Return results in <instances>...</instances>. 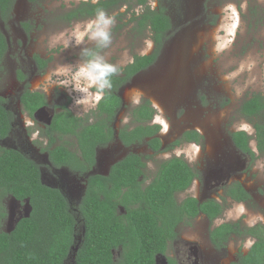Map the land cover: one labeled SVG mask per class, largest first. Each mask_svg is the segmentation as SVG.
<instances>
[{
	"label": "rangeland",
	"instance_id": "obj_1",
	"mask_svg": "<svg viewBox=\"0 0 264 264\" xmlns=\"http://www.w3.org/2000/svg\"><path fill=\"white\" fill-rule=\"evenodd\" d=\"M97 1L43 0L31 4L27 0H17L13 19L6 24L0 22L9 48L1 65L0 97L11 111H18L15 104L20 86L16 75L18 71L29 70V60L33 56L52 61L44 74L34 76L30 87L55 100L71 96L72 112L83 117L96 102L93 89L87 96V103H74L83 94L72 92L71 86L68 90L55 89L61 86L59 81L66 78L52 76L51 82L46 79L54 69L59 65L75 69L93 55H100L120 71L132 63L134 56L153 53L150 33L136 34L132 31L133 24L128 23L131 12L141 11L136 0H126L118 11L105 13L114 21L108 47H101L87 37L77 46L71 36L73 29L77 25L83 29L96 18L67 24L59 17L81 2ZM148 5L151 9L160 5L166 8L172 30L155 64L122 90L123 107L114 127L117 131L125 125L135 126L130 123L131 111L147 100L155 110L152 125L159 126V137L165 147L185 131L196 130L203 137L199 145H182L148 160L145 183L154 178L160 161L173 156L184 158L198 172L197 180L177 196L178 201L186 197L200 201L219 200L223 186L239 182L250 194V201L237 204L228 200L222 217L212 224L200 216L191 225H180L165 255L177 264H230L239 252L247 253L252 240L234 238L224 251L217 252L208 244L209 229L237 221L247 227L264 226V157L249 161L235 150L230 140L233 132L243 131L253 136L252 123L239 115L238 110L252 95L264 96V0H149ZM24 23L32 26L28 34L22 30ZM60 33H64V38L52 45L51 38ZM64 40L70 41L69 47H64ZM0 146L19 150L36 161L41 167L42 182L62 191L72 212L78 215L84 176L49 167L47 156L25 136V127L19 126V122ZM250 148L258 156L254 140L250 141ZM128 153L146 155L148 151L143 146L126 148L115 141L97 151L96 166L90 174L106 175L110 166ZM0 206L7 214L0 225L1 231L11 229L27 213L25 204L10 197L1 198ZM77 220V245L66 264H73L83 235L82 222L79 217ZM165 257H158L157 264H166Z\"/></svg>",
	"mask_w": 264,
	"mask_h": 264
},
{
	"label": "trees",
	"instance_id": "obj_2",
	"mask_svg": "<svg viewBox=\"0 0 264 264\" xmlns=\"http://www.w3.org/2000/svg\"><path fill=\"white\" fill-rule=\"evenodd\" d=\"M40 1L43 0H27L31 4ZM125 1L81 2L59 19L67 24L94 19L98 12L118 11ZM16 2L0 0V22L6 24L11 21ZM148 2L136 0V6L141 7L138 14L125 12L127 15L130 13L128 23L133 24V32L150 33L153 53L134 56L131 64L111 77L112 88L105 90V96L94 112L93 124H80L78 118L70 116L78 125L74 127L73 124L71 130L78 140L80 155L77 157L62 146L56 147L48 151L53 167H67L79 175L89 174L95 164V150L116 140L125 147L147 140L146 146L150 151L155 154L162 151L161 142L156 137L160 128L150 125L155 110L149 101L145 100L131 111L130 123L135 126L125 125L116 131L113 125L123 107L119 90L155 64L172 30L166 8L160 5L151 9ZM21 27L26 31L31 29L28 23L21 24ZM7 52L8 42L0 27V71ZM34 58L42 70L52 61L41 60L38 56ZM17 77L19 81L24 80L20 72ZM19 100L29 114L46 103L43 95L27 90ZM4 102L0 97V143L10 134L14 121ZM238 112L252 123L254 134L250 136L243 131L231 133L233 145L253 161L264 157V96L252 95L242 102ZM59 122L55 121L58 125ZM76 127H79L78 132L74 130ZM182 138L199 141L201 137L196 132H187ZM251 140L256 143L258 156L249 148ZM178 144L180 142L175 145ZM145 168V160L140 155L129 153L114 163L106 175L89 174L77 209L78 215H75L64 194L42 182L38 164L17 150L0 146V199L10 197L27 207L26 216L19 218L12 230L0 229V264H66L77 245V217L82 222L83 235L73 264H156L159 256L165 257L180 225H191L200 215L212 224L223 215L225 204L213 199L199 203L196 198L186 197L178 201L177 196L186 192L197 178L182 157L163 161L148 185H144ZM224 190L225 196L233 201L249 200V195L239 184ZM6 217L5 209L0 206V225ZM208 237L217 251L225 250L234 238L251 239L252 245L247 253L239 252L230 264H264V226L260 224L247 227L240 221L222 223L212 228ZM165 260L166 264H176L173 259L165 257Z\"/></svg>",
	"mask_w": 264,
	"mask_h": 264
},
{
	"label": "flooded vegetation",
	"instance_id": "obj_3",
	"mask_svg": "<svg viewBox=\"0 0 264 264\" xmlns=\"http://www.w3.org/2000/svg\"><path fill=\"white\" fill-rule=\"evenodd\" d=\"M14 9H15V7H14ZM14 9H13V12H12V14H14ZM13 19V18H12ZM11 19V20H12ZM9 23V22H8ZM20 27V26H19ZM30 27H31V29H32V26L30 25ZM30 29V30H31ZM22 30L24 31V32H26L27 34L30 32V30H28V31H26L25 29H23L22 28ZM9 49V48H8ZM7 54H8V52H7ZM7 54H6V56H7ZM6 56H5V58H6ZM37 56V55H36ZM36 56H33V57H31V59L29 60L30 61V68H29V70H26V72L25 71H18V72H20L21 73V75L22 76H24V80L23 81H19V79H18V77H17V75H16V82H18V84H19V88H18V90H17V92H18V97H17V103L15 104V106H17L18 108H17V110L18 111H11L10 110V108H8V106H6V101L4 102V107H5V109L7 110V111H9V112H11V114L13 115V117H14V121H13V124H12V130H11V132H10V134L12 133V131L14 130V127H15V125H16V123L17 122H19V126H21V127H25V136L26 137H28V138H30V142H32L37 148H38V150H39V152H41V153H43V154H45L46 156H47V159H48V164H49V167H51V168H53V169H55V170H69L67 167H59V168H56V167H53V165L49 162V156H48V151H51V150H53V149H55L56 147H59V146H62V147H64V148H66L70 153H72V154H74L75 156H77V157H79V155H80V150H79V145H78V140H77V138L74 136V134L72 133V130H71V126H73V124H74V121H72L71 120V118L72 117H76V118H78V120H77V122L78 123H80V124H86V125H88V124H93L94 122H95V116H94V112L96 111V109H97V107H98V105H99V103L103 100V98H104V96H105V93H103V96H102V98L99 100V101H96L95 102V104H94V107L93 108H91L90 109V111L89 112H87L85 115H82L83 117H81V116H79V115H77L76 113H74V112H72V110H71V108H70V104H71V100H70V98H71V96H67V98L65 97V99L64 100H62V99H54V97H52V96H47L46 94H45V92H41V91H38V90H35V89H32L31 87H30V81L34 78V76H39V75H42V74H44L45 72H46V69L48 68V66L45 68V69H40L39 68V64H38V61H36L35 60V58L34 57H36ZM39 57V56H38ZM39 59H41V60H48V59H51V58H41V57H39ZM158 60V59H157ZM156 60V61H157ZM51 63V62H50ZM49 63V64H50ZM140 74V73H139ZM138 74V75H139ZM137 76V75H136ZM135 76V77H136ZM134 77V78H135ZM133 78V79H134ZM132 79V80H133ZM132 80H131V82H132ZM128 86V85H127ZM58 88H60V89H63V90H65V88L64 87H62V86H58V87H55V89H58ZM124 88H126V86L125 87H122L120 90H119V92H118V95L120 96V98L122 99V97H121V92H122V90H124ZM25 90H27V91H29V92H31V93H39V94H41V95H43V97H44V99H45V104L44 105H42V106H40V107H38L32 114H29V112L28 111H26V110H24L23 108H22V105H21V103H20V100H19V98H20V96L23 94V92L25 91ZM68 90V89H67ZM95 92H96V89H93V93L95 94ZM62 93V92H61ZM2 98V97H1ZM4 99V98H3ZM5 100V99H4ZM123 101V100H122ZM138 106V105H137ZM121 111V110H120ZM119 114V113H118ZM70 116H72L71 118H70ZM118 116V115H117ZM154 117V116H153ZM81 120H80V119ZM117 118V117H116ZM18 120V121H17ZM58 120H60V122H59V125H58V123L56 124L55 123V121L56 122H58ZM153 120V119H152ZM152 120L150 121V125H152ZM115 121H116V119H115ZM71 122H73L72 124H71ZM88 123V124H87ZM114 124H115V122H114ZM113 124V125H114ZM155 125V124H154ZM161 125V124H160ZM75 126H78V125H75L74 124V127ZM60 127V128H59ZM78 128L79 127H76V129H74L76 132H78ZM122 128V127H121ZM120 128V129H121ZM114 129H115V127H114ZM116 130V129H115ZM119 130V129H118ZM117 130V131H118ZM187 132H196V130H193V131H185V132H183V133H181V135L179 136V138L178 139H176L175 141H173L172 143H170V144H168V146L167 147H165L163 144H162V141H161V139H160V137H159V134H160V129H159V132H158V134L156 135V137L160 140V142H161V152L160 153H154V152H152V151H150L149 149H148V147L146 146V142H147V140H146V142H143L142 144H139V145H133V146H131V147H126V148H132V147H136V146H143V147H146V149H147V151H148V154H146V155H140L142 158H143V160H145V164L147 165V161L148 160H152V159H154L155 157H157V156H159V155H161V154H163V153H166V152H169V151H171V150H174L175 148H178V147H180V146H182V145H199L201 142H202V140H203V137L202 136H200L201 138L199 139V141H186V140H183V138H182V136L185 134V133H187ZM197 133V132H196ZM234 133V132H233ZM10 134L8 135V137L10 136ZM198 135H200L199 133H197ZM7 137V138H8ZM7 138H5L4 140H6ZM3 140V141H4ZM230 140H231V138H230ZM51 141H53V143H52V145L51 146H49V143L51 142ZM116 141H118V140H116ZM2 142V141H1ZM176 142H180V144H178V145H175L176 144ZM114 143V142H113ZM231 143H232V141H231ZM112 144V143H111ZM110 145V144H109ZM108 145V146H109ZM232 145H233V143H232ZM108 146H106V147H108ZM123 147H125L124 145H122ZM172 146V149L171 150H169L170 149V147ZM174 146V147H173ZM106 147H100V148H97L96 150H95V164H94V166L92 167V170L94 169V167L96 166V162H97V151L99 150V149H102V148H106ZM233 147L235 148V146L233 145ZM249 148H250V143H249ZM11 149H13V148H11ZM251 149V148H250ZM14 150H16V149H14ZM167 150H169V151H167ZM235 150L237 151V152H239L241 155H243V156H246V157H248L249 158V161H252V162H254L248 155H245V154H243V153H241L240 151H238L236 148H235ZM17 151H19V150H17ZM253 151V150H252ZM20 152V151H19ZM254 152V151H253ZM22 153V152H21ZM255 153V152H254ZM22 154H24V153H22ZM129 154V153H128ZM127 154V155H128ZM133 154H136V153H133ZM25 155V154H24ZM127 155H125L124 157H126ZM139 155V154H138ZM256 155V154H255ZM26 156V155H25ZM28 157V156H27ZM124 157H122L121 159H123ZM173 157H176V156H173ZM29 158V157H28ZM172 158V157H171ZM171 158H169V159H171ZM178 158H180L179 156H178ZM29 159H31V158H29ZM121 159H119L118 161H120ZM186 163H187V165H189V167H191L193 170H194V168L192 167V166H190V163L189 162H187L184 158H182ZM32 161H34L33 159H31ZM166 160H168V159H166ZM166 160H162V161H160L159 163H158V165H157V168H156V172H157V170H158V167H159V165L163 162V161H166ZM118 161H116V162H118ZM36 164H38L36 161H34ZM115 162V163H116ZM39 165V164H38ZM113 165V164H112ZM111 165V166H112ZM40 166V165H39ZM111 166H110V168H111ZM109 168V169H110ZM91 170V171H92ZM70 171V170H69ZM109 171V170H108ZM40 172H41V167H40ZM70 172H72V171H70ZM194 172L197 174V178H198V172L196 171V170H194ZM72 173H74V172H72ZM91 173V172H90ZM89 173V174H90ZM108 173V172H107ZM74 174H76V175H78V176H84L85 178H86V180H85V185H84V191H85V189H86V181H87V176L89 175V174H84V175H79L78 173H74ZM197 178L195 179V180H197ZM153 179V178H152ZM41 180H42V178H41ZM194 180V181H195ZM194 181H193V183H194ZM151 181H149L148 183H145L144 185H148L149 183H150ZM192 183V184H193ZM233 184H239L243 189H244V191L249 195V200L248 201H250V199H251V196H250V194L245 190V188L239 183V182H232V183H230V184H228V185H226V186H223L222 188H221V190H222V196H220V201L219 200H216V199H213V200H215V201H217L219 204H225V206H226V208H227V204H226V202L228 201V200H230L231 202H233V203H237V204H239V203H241V204H245V203H247L248 201H246V202H236V201H233L231 198H229V197H226L225 196V188L226 187H229V186H231V185H233ZM47 186V185H46ZM192 186V185H191ZM48 187H50V186H48ZM51 188H53V187H51ZM57 189V188H56ZM59 190V189H58ZM84 191H83V195H84ZM62 192V191H61ZM83 195H82V197H83ZM65 196V195H64ZM66 197V196H65ZM67 198V197H66ZM225 199V201H224V199ZM82 199V198H81ZM198 200V199H197ZM207 200H210V199H207ZM207 200H204V201H207ZM199 201V203H201V202H204V201H200V200H198ZM80 202H81V200H80ZM180 202V201H179ZM80 204V203H79ZM70 205V204H69ZM226 208H225V210H226ZM224 210V211H225ZM200 216H203V215H200ZM199 216V217H200ZM199 217H197V218H199ZM204 217V216H203ZM222 217V216H221ZM220 217V218H221ZM196 218V219H197ZM196 219H194V221L196 220ZM204 219H206L205 217H204ZM207 220V219H206ZM218 220V219H217ZM193 221V222H194ZM208 221V220H207ZM209 222V221H208ZM215 222V221H214ZM213 222V223H214ZM238 222V221H237ZM209 224H211L210 222H209ZM214 227H216V226H214ZM214 227H212V228H214ZM211 228V229H212ZM211 229H209V231L211 230ZM209 231H208V233H207V241H208V244L210 245V247L214 250V251H217V250H215L214 249V247L211 245V243H210V241H209V237H208V234H209ZM224 251V250H223ZM217 252H222V251H217ZM159 257H161V256H159ZM171 259V258H170ZM173 259V258H172ZM235 261V260H234ZM175 262H176V260H175ZM176 264H177V262H176Z\"/></svg>",
	"mask_w": 264,
	"mask_h": 264
},
{
	"label": "clouds",
	"instance_id": "obj_4",
	"mask_svg": "<svg viewBox=\"0 0 264 264\" xmlns=\"http://www.w3.org/2000/svg\"><path fill=\"white\" fill-rule=\"evenodd\" d=\"M114 23L111 17H108L103 11L98 12L96 19L89 22L81 29L77 25L72 31V39L75 44L80 45L85 37L89 40L96 41L101 47H108L111 43L110 28ZM64 38V33L51 38V44L59 42ZM70 46L69 40H64V47ZM88 54V50H84ZM119 69L106 61L103 56L93 55L91 59H87L79 66L73 69L69 65H59L49 76L46 78L50 82L52 76H63L66 79L60 80L59 84L67 90L71 86L72 92L82 93V97L74 101V103H87V96L91 93L92 89H96L94 94L95 100L99 101L106 89L112 88L111 77L117 74ZM47 90V89H45ZM71 95V92L69 93Z\"/></svg>",
	"mask_w": 264,
	"mask_h": 264
},
{
	"label": "water",
	"instance_id": "obj_5",
	"mask_svg": "<svg viewBox=\"0 0 264 264\" xmlns=\"http://www.w3.org/2000/svg\"><path fill=\"white\" fill-rule=\"evenodd\" d=\"M26 216V215H25ZM16 223V222H15ZM13 227H14V225H13ZM13 227L11 228V229H9L7 232H9L10 230H12L13 229ZM78 248V247H77ZM74 249V248H73ZM77 250V249H76ZM76 252V251H75ZM75 254V253H74ZM156 264H157V262H156Z\"/></svg>",
	"mask_w": 264,
	"mask_h": 264
}]
</instances>
